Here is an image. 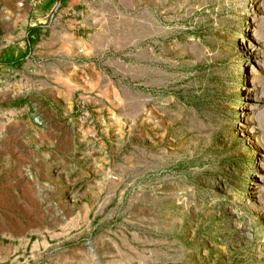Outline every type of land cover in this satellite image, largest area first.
Returning <instances> with one entry per match:
<instances>
[{
  "label": "rangeland",
  "instance_id": "obj_1",
  "mask_svg": "<svg viewBox=\"0 0 264 264\" xmlns=\"http://www.w3.org/2000/svg\"><path fill=\"white\" fill-rule=\"evenodd\" d=\"M25 1L0 0V47L26 50L0 75V242L101 264H264V0H68L73 18L63 0L27 40L12 18ZM54 116L71 142L95 127L101 173L69 172ZM84 194L72 224L66 201Z\"/></svg>",
  "mask_w": 264,
  "mask_h": 264
},
{
  "label": "crops",
  "instance_id": "obj_2",
  "mask_svg": "<svg viewBox=\"0 0 264 264\" xmlns=\"http://www.w3.org/2000/svg\"><path fill=\"white\" fill-rule=\"evenodd\" d=\"M50 1V0H49ZM48 2L44 3L42 6H39L37 9L32 8V3L26 0L25 8L23 9H16L15 15L12 17L13 19L24 18V25H27L26 35L25 32L19 36L23 39H35L36 35V28L41 27L38 26L41 23V20L48 16V13L52 11L54 8L58 6L61 7V2L63 0L55 1L53 4ZM66 12H71L70 16L73 18L74 16V1H71L70 6L68 7L69 3L66 0ZM12 9L15 10L14 4H11ZM10 21V20H7ZM70 22L71 25H74V20H67ZM38 23V25L36 24ZM97 40L99 45V37H91ZM15 39V38H12ZM24 42L16 43L14 46H10V39L6 42V45L0 47V75H4V71L9 72L12 63H6V59L11 62L12 59L18 60L19 57L25 54L26 50L22 46ZM13 65V64H12ZM16 65H14L15 67ZM74 68V66H72ZM96 79H101V76L98 73H95ZM93 87L88 95L93 96L91 104L101 106V88H98L97 85L99 83H91ZM101 116V114H99ZM54 121L52 124H49L48 127L45 129V133L49 134V138L53 139L56 143L55 152L56 155H62L64 160L66 161V165L69 167V172L74 173L79 171V174L88 175L91 173V169L99 170L101 173V141H97L95 138V127H88L86 132V137L83 142H75V141H68L66 135L67 127L61 130V124L56 116H54ZM94 135V136H93ZM64 139V140H63ZM82 146V151H78V146ZM85 157L87 160L86 164L83 166L84 162H82L81 168H77L78 162H76L79 157ZM83 166V167H82ZM97 195H101V189H97ZM89 190H86L85 193H89ZM86 194L80 196L79 198H75L69 201H66V206L71 211V220L72 224L78 222V216H76V208L77 207H84L88 210V206L94 203V200L85 202L82 201L83 197ZM32 205L35 204L33 201H27ZM23 205H28L26 202ZM61 206V205H60ZM29 211H32L31 209ZM35 211V210H34ZM23 212H27L25 209ZM29 221H33V216L29 215ZM6 239V238H5ZM51 245L47 240L41 242H30L26 238H21L17 240H8L6 243L0 242V264H101V256H77L78 247L74 245L70 246V248L63 249L57 256H48V251ZM111 264V263H108Z\"/></svg>",
  "mask_w": 264,
  "mask_h": 264
},
{
  "label": "built area",
  "instance_id": "obj_3",
  "mask_svg": "<svg viewBox=\"0 0 264 264\" xmlns=\"http://www.w3.org/2000/svg\"><path fill=\"white\" fill-rule=\"evenodd\" d=\"M21 6H22V3H19L18 4V7H21ZM33 123L35 124V126L37 128H42L43 127V123H42V121L40 120V118L38 116H34L33 117ZM25 176H26V178L28 180H30V181L33 180V174L31 172V168L30 167H26V169H25Z\"/></svg>",
  "mask_w": 264,
  "mask_h": 264
},
{
  "label": "trees",
  "instance_id": "obj_4",
  "mask_svg": "<svg viewBox=\"0 0 264 264\" xmlns=\"http://www.w3.org/2000/svg\"><path fill=\"white\" fill-rule=\"evenodd\" d=\"M55 1H58V0H50L49 3H50V4H53ZM24 55H25V54H24ZM21 57H23V55H22ZM5 61H6V63H12L13 65H14L15 63L18 62L17 58H16V59H12V58H11V62H9L7 59H6ZM12 64H11V65H12Z\"/></svg>",
  "mask_w": 264,
  "mask_h": 264
},
{
  "label": "bare ground",
  "instance_id": "obj_5",
  "mask_svg": "<svg viewBox=\"0 0 264 264\" xmlns=\"http://www.w3.org/2000/svg\"><path fill=\"white\" fill-rule=\"evenodd\" d=\"M12 6V5H11Z\"/></svg>",
  "mask_w": 264,
  "mask_h": 264
}]
</instances>
